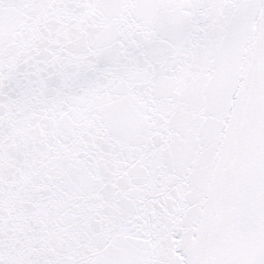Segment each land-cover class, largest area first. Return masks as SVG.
<instances>
[{
  "label": "snow or ice",
  "instance_id": "snow-or-ice-1",
  "mask_svg": "<svg viewBox=\"0 0 264 264\" xmlns=\"http://www.w3.org/2000/svg\"><path fill=\"white\" fill-rule=\"evenodd\" d=\"M0 264H264V0H0Z\"/></svg>",
  "mask_w": 264,
  "mask_h": 264
}]
</instances>
